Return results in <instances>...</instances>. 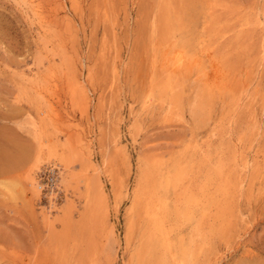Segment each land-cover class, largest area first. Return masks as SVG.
<instances>
[{"label": "rangeland", "instance_id": "obj_1", "mask_svg": "<svg viewBox=\"0 0 264 264\" xmlns=\"http://www.w3.org/2000/svg\"><path fill=\"white\" fill-rule=\"evenodd\" d=\"M0 264H264V0H0Z\"/></svg>", "mask_w": 264, "mask_h": 264}, {"label": "built area", "instance_id": "obj_2", "mask_svg": "<svg viewBox=\"0 0 264 264\" xmlns=\"http://www.w3.org/2000/svg\"><path fill=\"white\" fill-rule=\"evenodd\" d=\"M39 187L42 191L53 194L57 189V169L52 167L42 172L39 178Z\"/></svg>", "mask_w": 264, "mask_h": 264}, {"label": "bare ground", "instance_id": "obj_3", "mask_svg": "<svg viewBox=\"0 0 264 264\" xmlns=\"http://www.w3.org/2000/svg\"><path fill=\"white\" fill-rule=\"evenodd\" d=\"M148 206V205H147ZM151 213V212H150Z\"/></svg>", "mask_w": 264, "mask_h": 264}]
</instances>
